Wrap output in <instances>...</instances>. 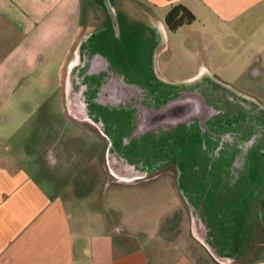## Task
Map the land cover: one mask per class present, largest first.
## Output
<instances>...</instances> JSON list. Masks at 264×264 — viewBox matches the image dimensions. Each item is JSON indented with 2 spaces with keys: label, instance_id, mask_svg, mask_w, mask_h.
<instances>
[{
  "label": "crops",
  "instance_id": "obj_1",
  "mask_svg": "<svg viewBox=\"0 0 264 264\" xmlns=\"http://www.w3.org/2000/svg\"><path fill=\"white\" fill-rule=\"evenodd\" d=\"M90 2L0 0V264H217L198 245L200 240L190 234V210L181 198L170 205V212L162 214L150 232L135 229L123 221V209L107 200L110 186L102 190L95 186L104 177L93 168L98 166L96 157L88 154L84 160L75 157L77 153L72 158L67 154L71 149L68 142L75 137L60 121L67 124L68 118L95 132L73 116L78 105L67 82L82 69L85 60H92L90 46L101 37L109 38L110 24H89L85 6ZM113 2L117 14L125 17L124 27L155 30L164 42L170 31L165 20L156 17V21L155 13L146 9L144 18L126 14L117 9L116 0ZM156 2L172 6L181 3L191 11L205 9L206 15L217 18L223 44L231 47L227 60L236 59L252 67V77L264 76V0ZM208 75L223 80L214 71ZM32 86L36 96L27 107L41 113V120L50 125L41 133L36 149L29 150L26 143H8L10 132H16L15 125L10 124L9 109H21V92ZM245 94L264 105L259 95ZM39 120L34 121L30 135L39 128ZM64 155L75 164L71 174L66 173L69 161ZM22 160L35 164L32 167ZM42 161L54 174L45 180ZM106 175L113 178L112 182H131L116 181L108 170ZM66 177L75 182L76 188L71 187V194L78 196L75 200L67 197L66 188L59 187ZM85 184L87 191L79 192L77 189ZM245 264H264V258Z\"/></svg>",
  "mask_w": 264,
  "mask_h": 264
},
{
  "label": "flooded vegetation",
  "instance_id": "obj_2",
  "mask_svg": "<svg viewBox=\"0 0 264 264\" xmlns=\"http://www.w3.org/2000/svg\"><path fill=\"white\" fill-rule=\"evenodd\" d=\"M117 15L109 38L90 46L92 60L68 77L73 116L103 137L112 176L175 178L191 227L194 210L221 258H233L254 203L264 216V105L210 75L166 78L157 64L161 35L124 27Z\"/></svg>",
  "mask_w": 264,
  "mask_h": 264
},
{
  "label": "rangeland",
  "instance_id": "obj_3",
  "mask_svg": "<svg viewBox=\"0 0 264 264\" xmlns=\"http://www.w3.org/2000/svg\"><path fill=\"white\" fill-rule=\"evenodd\" d=\"M88 1V0H87ZM117 9L125 11L126 14L137 15L140 18H144L143 9L147 11H153L155 13L154 19L157 21L158 17L161 20H165L166 12L171 9L172 5H165L156 2V0H116ZM86 3V2H85ZM85 15L89 21V24L93 26H102L104 24H110V15L102 0H92L88 6H85ZM193 11V10H192ZM123 12H121L122 14ZM193 13L196 16V20L191 23L182 26L177 31H169L168 36L161 46L162 51L158 57L157 64L159 70L163 75L170 80H182L194 77L196 75H208L209 71H214L223 78L226 83L235 87L242 93H250L259 95L260 99H264V76H250V71L253 68L247 67L239 60L232 59L227 60L231 53L230 45L226 46L222 42L220 25H216L217 18L215 16H208L205 13V9L195 8ZM121 18L125 21V17L122 14ZM88 21L86 23H88ZM91 21V22H90ZM227 48V49H226ZM36 88L32 86L27 90L21 92V98L23 99L18 107L9 109L11 113L10 124L15 125L14 131H11L9 136V144L23 145L29 150L34 148L41 139V133L44 128L50 124H46V120H41V113H36L34 109H29L27 104L33 97L36 96ZM264 102V101H263ZM31 110V112H30ZM43 114V113H42ZM39 120V128L32 130V134H29L33 127L35 117ZM36 120V121H37ZM35 121V122H36ZM70 122V123H68ZM43 123V124H42ZM62 126L66 129V132L72 134L74 139L69 140L67 154L72 158L74 153H77L75 157L78 159H86L88 154L95 156L97 167L95 170H99L100 174L104 177L98 180L97 188L101 190L105 187H109L108 198L109 203L123 209L122 216L123 221L131 223L135 229H154L159 224L162 214L170 212L168 208L174 202L179 200L176 190L175 178L169 175H161L151 181L135 180L128 182V184L112 182L111 176H105V170L107 165L104 157V140L103 137L92 133L91 130L86 129L81 125H77L74 122L68 121L65 124L60 121ZM55 129H59V126H53ZM52 129V128H51ZM25 147V148H26ZM21 150V147H18ZM23 148V147H22ZM76 149V151H74ZM18 150V152H20ZM65 157V155H64ZM70 158H66L68 161ZM24 164H29L33 167L35 163L22 160ZM87 163L83 161V164ZM44 174L48 179L50 176H54L52 170H48L44 167ZM66 173H70L75 169V164L66 161ZM30 168V167H29ZM85 170V169H84ZM68 171V172H67ZM85 173V171L83 172ZM84 175V174H83ZM113 179V178H112ZM116 181L120 179L116 178ZM123 181V180H122ZM75 185L73 179L68 177L64 178L59 184L60 189H67V197L70 199H76L78 196L76 193H72L71 187ZM94 186V184L92 183ZM87 185H82L79 192H86ZM76 188V185H75ZM104 197V194L101 198ZM106 198V197H104ZM75 203V202H74ZM76 203H80L76 202ZM82 203V202H81ZM121 216V215H120ZM120 216L118 219H120ZM191 223V217H189ZM218 231V227L212 226V233ZM190 234L193 235L192 227L190 228ZM194 236V235H193ZM219 239L216 236V240ZM198 242V241H197ZM201 249H204L217 264H245L255 260L264 258V216L263 209L258 202L252 206V211L247 224L243 227V230L237 239L233 240V245H236L237 252L233 254V258L230 259H218L210 253L207 247L201 242H198ZM125 244V248H126Z\"/></svg>",
  "mask_w": 264,
  "mask_h": 264
},
{
  "label": "water",
  "instance_id": "obj_4",
  "mask_svg": "<svg viewBox=\"0 0 264 264\" xmlns=\"http://www.w3.org/2000/svg\"><path fill=\"white\" fill-rule=\"evenodd\" d=\"M105 7L107 8L109 15L111 17V20L114 24H117L118 21V15L114 6L113 0H102ZM197 213L192 210V232L193 235L200 240L210 251L212 255L217 257L218 259H221V255L217 252L216 248L211 244V242L208 239L207 233L208 229L204 222L198 223Z\"/></svg>",
  "mask_w": 264,
  "mask_h": 264
},
{
  "label": "trees",
  "instance_id": "obj_5",
  "mask_svg": "<svg viewBox=\"0 0 264 264\" xmlns=\"http://www.w3.org/2000/svg\"><path fill=\"white\" fill-rule=\"evenodd\" d=\"M196 16L186 5L176 4L166 14L165 22L170 31H177L184 25L191 24Z\"/></svg>",
  "mask_w": 264,
  "mask_h": 264
}]
</instances>
